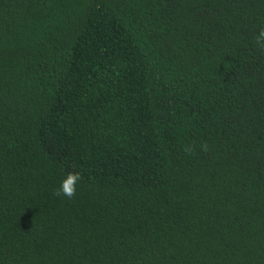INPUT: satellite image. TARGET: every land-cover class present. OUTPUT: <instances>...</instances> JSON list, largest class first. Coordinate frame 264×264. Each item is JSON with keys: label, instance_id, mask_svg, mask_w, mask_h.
I'll return each mask as SVG.
<instances>
[{"label": "trees", "instance_id": "16d2710c", "mask_svg": "<svg viewBox=\"0 0 264 264\" xmlns=\"http://www.w3.org/2000/svg\"><path fill=\"white\" fill-rule=\"evenodd\" d=\"M262 30L264 0H0V264H264Z\"/></svg>", "mask_w": 264, "mask_h": 264}, {"label": "clouds", "instance_id": "9594fccd", "mask_svg": "<svg viewBox=\"0 0 264 264\" xmlns=\"http://www.w3.org/2000/svg\"><path fill=\"white\" fill-rule=\"evenodd\" d=\"M255 43L262 49H264V30H262L255 38ZM207 151V146H203ZM189 149L186 148V151ZM83 177L79 172H69L64 180L61 181L60 187L54 192L57 197L73 198L77 192V184L82 181Z\"/></svg>", "mask_w": 264, "mask_h": 264}]
</instances>
